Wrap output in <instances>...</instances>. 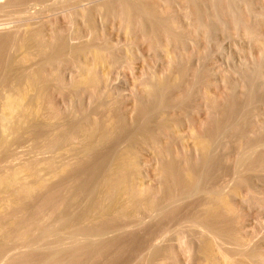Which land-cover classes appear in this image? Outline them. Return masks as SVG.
I'll return each instance as SVG.
<instances>
[{
	"label": "bare ground",
	"instance_id": "1",
	"mask_svg": "<svg viewBox=\"0 0 264 264\" xmlns=\"http://www.w3.org/2000/svg\"><path fill=\"white\" fill-rule=\"evenodd\" d=\"M257 2L0 0V264H264Z\"/></svg>",
	"mask_w": 264,
	"mask_h": 264
},
{
	"label": "rangeland",
	"instance_id": "2",
	"mask_svg": "<svg viewBox=\"0 0 264 264\" xmlns=\"http://www.w3.org/2000/svg\"><path fill=\"white\" fill-rule=\"evenodd\" d=\"M252 2H254V4L255 5H257L258 4V2H257V0H252ZM35 8H38V6H36ZM15 14V13H14ZM13 13H12V15H11V17H9V15L8 16H5L3 13H1L0 14V28H2V26L1 25H5V24H14V23H16V22H13V20H16L17 18H19V17H16L17 15H14ZM12 20V22H11V20ZM36 19H34V21H35ZM38 20H40L39 18H37V20L36 21H38ZM5 22V23H4ZM19 23H22V21L21 22H19ZM18 22H17V24H19ZM7 24V25H8ZM106 28L104 29L105 30V32L107 33V36L108 37H110V38H112V40L114 41V42H118V43H120V45L121 44H123L124 42L122 41V40H124V37H123V34L121 33V31H119L118 29H117V27H114V26H110V25H108V26H105ZM264 30V29H263ZM229 36V34L228 33H224V35H222V34H216L215 35V38H216V40H218L217 42L218 43H221L222 41V51H220V55L218 54L219 53V51H217V49H215L217 46V44L215 45L213 42H211L210 43V45H209V47L207 48V50H208V52H210V53H212L213 55H215L216 53L218 54L217 55V58L215 59L218 63V65H220V67L219 68H221V69H223V70H225V71H228V69H231V68H234V67H237L239 64H240V61H241V55H240V53L239 52H237V45H239V46H241V44L242 45H244V43H242L240 40H238V38H237V41L236 42H240L239 44H237L236 43V47L234 46V44L233 43H231L232 41H230L229 42V40H231V36H229V39L227 38V36ZM120 37V38H119ZM119 39V40H118ZM223 39V40H222ZM226 39H228V40H226ZM233 39V38H232ZM123 42V43H122ZM227 42H228V44H227ZM233 45V46H232ZM215 46V47H214ZM143 50H142V52H144V48H142ZM146 52V51H145ZM145 52H144V54H145ZM194 52V51H193ZM236 54H235V53ZM219 57V58H218ZM239 57V58H238ZM237 63H239V64H237ZM151 64H153V62L151 63ZM153 66V65H152ZM151 66V67H152ZM234 66V67H233ZM158 68V66H157V64H156V66H155V68ZM138 70H136V72L135 73H131V74H129V71H127V70H125V71H122L121 72V74L119 75V77L117 78V79H115L116 81H113L115 84H113L114 86L116 85L117 86V88H118V90L119 91H121V92H119L120 94H122V96L124 97V96H127L128 97V92H130V89L133 87V83L135 82V78H138L139 77V75H140V73L139 72H137ZM124 73V74H123ZM132 75V76H131ZM66 77H68V75H66ZM216 77H217V80H219V77L216 75ZM115 86V87H116ZM217 86H219V85H217ZM117 88H116V90H117ZM217 88H219V87H217ZM129 90V91H128ZM127 97H124V98H127ZM126 100V99H125ZM68 102V100H65V102ZM125 104H126V102H125ZM63 105V104H62ZM203 113H201L200 115H199V118L201 119V118H203V115H202ZM227 181L226 182H228V178L226 179ZM226 185H229V182L228 183H225ZM226 185H224V188L225 189H227L228 188V186H227V188L225 187ZM253 209V208H252ZM252 225H250L249 227H251ZM181 261H183V260H181Z\"/></svg>",
	"mask_w": 264,
	"mask_h": 264
}]
</instances>
